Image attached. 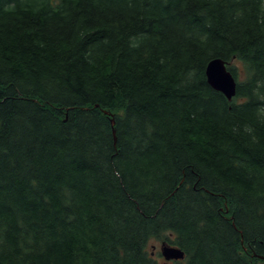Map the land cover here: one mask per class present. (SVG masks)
<instances>
[{"label": "trees", "instance_id": "trees-1", "mask_svg": "<svg viewBox=\"0 0 264 264\" xmlns=\"http://www.w3.org/2000/svg\"><path fill=\"white\" fill-rule=\"evenodd\" d=\"M154 241L264 264V0H0V264Z\"/></svg>", "mask_w": 264, "mask_h": 264}, {"label": "water", "instance_id": "water-1", "mask_svg": "<svg viewBox=\"0 0 264 264\" xmlns=\"http://www.w3.org/2000/svg\"><path fill=\"white\" fill-rule=\"evenodd\" d=\"M206 77L210 86L224 94L228 100H233L237 94V82L232 73L228 70L225 61L222 59L212 60L206 68ZM106 114L110 115L108 112ZM115 121L112 117V125L114 126ZM115 136L116 132L113 131ZM116 141V137H115ZM161 255L168 262L171 261H184V251L176 246H171L166 243L162 244Z\"/></svg>", "mask_w": 264, "mask_h": 264}, {"label": "rangeland", "instance_id": "rangeland-1", "mask_svg": "<svg viewBox=\"0 0 264 264\" xmlns=\"http://www.w3.org/2000/svg\"><path fill=\"white\" fill-rule=\"evenodd\" d=\"M238 67L240 68V79L243 80L245 78V69L242 66V64L238 63ZM164 243L171 245L168 241H165ZM163 242L162 241H154L150 244L149 250L154 255L155 259L157 260L158 264H166V260L160 255L161 254V247ZM173 246V245H171ZM168 264H184V261L179 262H168Z\"/></svg>", "mask_w": 264, "mask_h": 264}]
</instances>
